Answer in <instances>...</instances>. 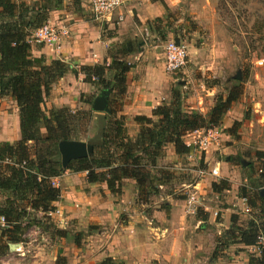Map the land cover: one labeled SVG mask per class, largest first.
<instances>
[{"label":"crops","instance_id":"0c3cea01","mask_svg":"<svg viewBox=\"0 0 264 264\" xmlns=\"http://www.w3.org/2000/svg\"><path fill=\"white\" fill-rule=\"evenodd\" d=\"M14 1L29 6L42 0ZM162 1L165 6L152 0L125 1L109 21L103 22L92 18L90 9L85 8L83 4L84 0H81L80 4L73 0H61L58 7L52 8L48 12L46 22L54 28L67 29L68 36L61 40L59 53L46 46L31 44V55L33 58L43 57L46 63L59 60L68 65V71L51 86L44 97L43 108H67L72 112L91 111L88 135L94 136L97 132V121L106 113L93 112L91 105L80 101L81 95L95 97L100 92H95L94 87L84 81L85 75L81 72V67L100 66L104 63L110 65V52H114L115 47L117 53L125 46L128 50L125 58L130 65V71L126 78L125 93L118 99L122 103L118 116L124 117L127 134L132 140L136 138L139 128L134 118L150 117L156 107L169 105L173 91L180 93L182 106L186 110H198L205 115L213 106V90L198 81L190 83L189 80H179L176 75L180 72L166 73L163 53L157 55L155 51L146 49L143 45L132 51V47L126 44L131 42L133 46L132 37L138 34L149 37L153 33V28L150 30L149 25L151 26L155 19H160L161 25L164 26L167 19L166 8L169 7L166 6V0ZM203 5L204 2L202 8H198L201 21L210 22L206 24L209 29H216V25H220V20L216 18V7L212 5L207 8ZM117 15H123L122 22L117 23ZM216 52L218 51H213L212 54L215 55ZM198 54L204 53L200 50ZM189 62H192V59H189ZM186 71L189 73L190 69H184L182 72ZM112 77V71L106 74L108 80ZM175 84L179 86V91L173 89ZM250 102H254L253 106ZM254 111H257L258 115H254ZM263 121L264 69H258V72L254 73V81L246 82L241 99L230 107L219 126L221 130H228L225 138H231L232 141H227L222 147L219 141V144L200 152L192 144L194 136L198 133L192 132L184 137V142L191 148V152L178 156L173 146L168 145L164 156L158 161V166L172 164L169 167L175 173L173 175H176L182 171L180 161L184 158L190 164L197 162L198 165L204 162L202 169H219L220 155L216 165L209 163L207 158L210 152L216 150L227 153L225 160L228 164L232 160H238L247 165V159L256 161V152L264 153ZM236 122L241 125L238 132L232 135L230 129ZM19 139L18 106L11 97H2L0 143L16 142ZM196 165L194 169L197 168L198 173L200 169ZM225 176L222 179L226 178ZM179 180L177 179L178 183L184 189L192 186L198 195L199 191L212 194L210 186L217 182L209 175L199 177L193 184L187 183L183 178ZM52 184L60 190V198L54 202L53 207L64 213L66 225L61 227L57 222L50 223L55 224V229L65 232V236L60 237L56 231L47 232L39 226H33L36 228L34 233H39L41 239L45 235L54 242L45 249L37 238L34 245L33 241L26 239L27 230L21 242L8 244H21V250L17 252L19 258H23L29 250L33 251L32 257L17 259L14 264H55L57 259H60L62 264H248L241 244L230 245L220 252L218 257L212 258L216 238L230 226L231 216L238 215V210L248 212L245 200L238 196L239 202L231 209L224 210L221 216L223 221L220 223L215 222L212 207H207L201 202L200 206L204 208L202 212L198 209L196 214H187L185 200L173 199L168 196L170 193L163 196L162 191L158 197H150L147 203H139L137 186L133 180L122 182L121 194L118 196L111 194L104 184H88L85 173L70 170L54 178ZM161 187L163 185L159 186L160 190ZM205 188L208 190L204 191ZM200 200L202 201L203 197ZM34 215L36 219L42 217L41 213ZM204 217L205 220L202 219ZM1 229L0 227V233ZM236 247L239 248L238 251ZM49 252L50 256L45 258L44 254ZM1 260L4 261L3 256L0 257ZM20 261L23 263H19Z\"/></svg>","mask_w":264,"mask_h":264},{"label":"trees","instance_id":"16d2710c","mask_svg":"<svg viewBox=\"0 0 264 264\" xmlns=\"http://www.w3.org/2000/svg\"><path fill=\"white\" fill-rule=\"evenodd\" d=\"M73 1L76 4L81 2ZM152 1L164 5L162 0ZM60 2L42 0L28 6L14 0H0V98L9 96L16 102L20 128L18 141L0 143V161L6 162L0 165V217L6 222L0 233V257L9 252L8 243L21 242L22 236L33 226L51 232L45 213L53 210L54 202L60 198V190L53 186L52 180L66 170L85 173L88 184H104L116 196L121 194L124 180H133L138 190L137 200L142 204L159 195V186L173 177L170 171L158 166L165 148L172 145L176 155H188L191 148L186 146L184 137L195 131L221 126L227 111L242 95L241 87L234 85L225 97L215 98L212 108L204 115L198 110H186L180 93L173 91L169 105L156 107L150 117L134 118L139 128L132 140L127 134L124 117L118 116L122 106L118 99L125 93L130 71L125 58L128 51L124 46L122 49L125 51L120 49L116 53L117 48L114 47V52L109 54L110 65L81 67L84 81L90 83L95 92L111 91L109 113L99 118L96 134L89 137L91 111L43 108L44 97L68 71V65L59 60L46 63L43 57L33 58L27 42L32 31L47 21L48 12L58 7ZM2 18L8 20L3 21ZM155 23L161 26L162 21L155 19L151 26L148 24L150 30L161 31ZM167 24L168 20L163 29L172 32ZM111 71L113 77L108 80L106 74ZM93 98V95H81L80 101L91 105ZM61 141L89 143L93 146V155L72 161L64 169L58 150ZM255 158L260 166L258 182L264 187V153L256 152ZM229 188L226 180L211 184V191L215 194ZM248 192L246 187H242L238 197L245 200L248 208H256L257 216L245 225H239L237 215H232L229 228L216 241L212 258L233 244L256 245L257 236L264 227V191L254 193L251 200H248ZM38 213L42 214L39 220L34 215ZM257 220L263 221L258 223ZM56 232L60 237L65 236L63 231ZM55 264H62L61 260L57 259ZM248 264H264V252L251 256Z\"/></svg>","mask_w":264,"mask_h":264},{"label":"rangeland","instance_id":"374dc122","mask_svg":"<svg viewBox=\"0 0 264 264\" xmlns=\"http://www.w3.org/2000/svg\"><path fill=\"white\" fill-rule=\"evenodd\" d=\"M166 2V6L169 7L168 9L166 8V20H168L167 25H169L172 32L169 30L165 31L163 25L160 26L158 23H155L159 26L158 28L161 27V31L154 29L149 37H146L144 34H138L137 36L132 37L133 46L131 42L125 43L132 47L129 46L132 51L143 45L144 48L155 51L157 55H160L163 53V45L166 41L174 40L183 42L188 49V62L184 69L187 70L189 68L190 71L188 73L187 71L182 72L184 69L181 70L180 73L176 75L179 80H189L190 83L193 81L202 83L205 87L214 91V100L218 97H225L227 91L234 85L241 87L243 95L246 82L254 81V73L258 72V69H264V65L259 67L255 64L258 60H264V0H207V2L206 0H166ZM203 2V7L210 8L212 5L214 8L216 7L218 16L216 18L220 20V25L217 24L216 29H209V26L206 24L210 22L201 21V17H199L200 10L198 8H202ZM83 4H85V8L87 7V9H89L87 0H84ZM122 50L125 51V49ZM200 50L203 51L204 54H198V51ZM213 51L218 52L213 55ZM189 59H192V62H189ZM159 60H161V58ZM237 75L239 79H236ZM173 89L179 91V86L175 84ZM241 97L239 99H241ZM250 104L253 106L254 102H250ZM209 111L210 110L206 113ZM249 112L251 113V111ZM249 112L247 113L250 114ZM240 125L237 124V122L234 123L231 128L233 131L230 130L232 135L234 132H238ZM262 125L264 127V121L262 122ZM227 131L228 130H221L220 128V135L218 138L220 141V147H222L224 143H227V141H232L231 138H229V140L225 138V135L228 133ZM219 155L221 157V165L219 167L220 178L215 180L218 183L222 180H226L230 186L228 190L229 192L223 191L220 194L215 195L211 191L210 186L212 194L199 191V197H203L201 202L207 207L210 206L213 208L215 222L222 223L223 220L221 216L222 213H224V210L227 208L231 209L233 205L239 202L237 196L240 188L246 187L248 189V200H251L254 198L253 194L262 191L264 187H261L258 182L260 166L255 160L250 161V159L248 160L246 158L248 164L245 166H243L238 160H232L231 163L229 162L228 164L225 160L227 153L223 154L216 150L208 154L207 158L209 163L216 165ZM196 164L197 162H191L190 164L189 161L183 158V160L180 161L182 171L177 172L176 175H173L174 172L171 167H169L172 164L163 166L165 170L167 169L172 173L173 177L161 187L162 190H160V193L162 191L163 196L170 193L168 196L173 199L185 200L186 190L180 183H178L177 179H180L179 181H181L183 178L186 179L189 184L195 183L199 178V173L196 172L197 168L194 169ZM196 166L200 170H203L202 167L204 166V162ZM223 175L228 176H225L226 178L222 179V177H224ZM203 190L207 191L208 189L205 188ZM245 207L248 208L246 204ZM198 209L202 212L204 208L199 205L194 214L197 213ZM255 210L256 208H248V212L238 210L237 212H239V214L237 217L239 219V225L246 224L253 217L257 216ZM37 220H39V218H37ZM262 221L263 220H257L258 223ZM225 223L227 224V222ZM49 225L50 226L48 227L52 233L57 231V229L54 228V225L51 223ZM51 226H53V228ZM228 228L229 227L223 230L220 236L216 238V241L224 236L225 231ZM35 230V227L28 230L26 239L33 241L35 245L36 239L38 238L39 243L44 246L45 249H47V247L49 248L54 240L51 241L45 235L41 239L38 235L39 233H34ZM30 247H32V245ZM242 247L248 259L251 256H256L254 254V249L245 246ZM235 249L238 251L239 248L236 247ZM32 252V250H29L23 258H19V254L13 250L11 253L8 252L7 255L3 256L4 262L14 264L17 259L31 258ZM47 256H50V252L44 254L45 258ZM19 263H23V261H20Z\"/></svg>","mask_w":264,"mask_h":264},{"label":"built area","instance_id":"2783aa9c","mask_svg":"<svg viewBox=\"0 0 264 264\" xmlns=\"http://www.w3.org/2000/svg\"><path fill=\"white\" fill-rule=\"evenodd\" d=\"M125 1L133 0H87L92 18L99 22L109 21L113 13L122 8ZM122 21L123 15H117V23ZM67 36V29H57L51 26L48 22H45L40 27L32 31L31 35L27 39V42L30 45L34 44L49 47L55 53H59L61 50V40ZM163 59L166 73L174 74L180 72L186 67L188 62V49L186 44L174 40L166 41L163 45ZM255 64L259 67L263 66L264 60H258ZM254 113L257 114V111H254ZM195 133H198V135L194 136L192 144L201 151H206L211 146L218 144V138L220 135L219 127L207 128L195 131ZM2 163L6 162L0 161V165ZM198 173L199 177L209 175L214 179V181L215 179L220 178V170L216 167L209 170H199ZM185 189V211L187 214H194L196 212V208L200 205L201 200L194 187L188 186ZM45 217H47L49 221H53L55 223L57 222L61 227L66 225L64 213H62L59 209L54 208L53 210L48 211L45 213ZM0 227H6V222L3 217H0ZM20 246L21 244H17L16 248H14L15 252H19L21 250ZM250 248L254 249V254L256 256H259L262 252H264V227L257 236L256 245ZM0 264L9 263L1 260Z\"/></svg>","mask_w":264,"mask_h":264},{"label":"water","instance_id":"95a60500","mask_svg":"<svg viewBox=\"0 0 264 264\" xmlns=\"http://www.w3.org/2000/svg\"><path fill=\"white\" fill-rule=\"evenodd\" d=\"M236 79H239L238 75ZM110 90H102L94 97L91 110L99 113H109L108 97ZM58 150L61 156L62 168H66L72 161L85 159L93 155V146L83 141H61L58 144ZM245 165L244 162H242ZM264 189L261 191L263 192ZM9 251H13L17 244H8Z\"/></svg>","mask_w":264,"mask_h":264}]
</instances>
